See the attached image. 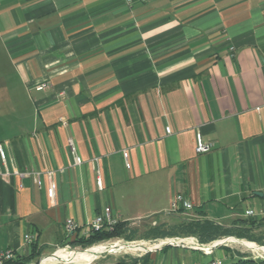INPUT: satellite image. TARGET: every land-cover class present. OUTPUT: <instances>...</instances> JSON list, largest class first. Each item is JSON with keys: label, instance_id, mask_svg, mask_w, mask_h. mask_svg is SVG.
<instances>
[{"label": "crops", "instance_id": "1", "mask_svg": "<svg viewBox=\"0 0 264 264\" xmlns=\"http://www.w3.org/2000/svg\"><path fill=\"white\" fill-rule=\"evenodd\" d=\"M2 97L9 108L0 110V251L27 257L35 247L46 258L86 236L105 209L140 232L264 218V0H0ZM198 131L213 144L208 153L195 152ZM177 195L192 209L172 211ZM69 219L78 226L73 236ZM118 245L54 259L205 264L218 260V248L235 255L227 245L205 254L168 244L115 258L118 249H146Z\"/></svg>", "mask_w": 264, "mask_h": 264}, {"label": "trees", "instance_id": "2", "mask_svg": "<svg viewBox=\"0 0 264 264\" xmlns=\"http://www.w3.org/2000/svg\"><path fill=\"white\" fill-rule=\"evenodd\" d=\"M237 223L238 227L224 228L209 220H186L167 228L162 224L149 226L140 232L137 228L131 227L128 222L118 221L113 226L91 232L88 236H76L61 247L89 248L113 239H123L131 242L135 240L164 239L174 236H193L201 244H208L225 237H233L228 239L236 238L264 246V218L256 221L251 219L239 220ZM40 256L41 251H36L35 247H33L30 255L27 257H17L14 261L3 264H30ZM139 260L138 258L130 257L131 264H138ZM228 264H264V259H254L251 256L243 254H231Z\"/></svg>", "mask_w": 264, "mask_h": 264}, {"label": "built area", "instance_id": "3", "mask_svg": "<svg viewBox=\"0 0 264 264\" xmlns=\"http://www.w3.org/2000/svg\"><path fill=\"white\" fill-rule=\"evenodd\" d=\"M43 88L44 86L41 85L37 89L41 90ZM166 133H170V128H166ZM68 145H69L72 155L74 156V163L77 165L80 164L81 158L78 155H76L72 140L68 141ZM212 147H213L212 143L204 142L201 133L199 131L196 132L195 152L197 154L208 153L212 149ZM122 157L124 160L125 167L129 169L130 162H129V154L127 150L122 151ZM0 159L2 162L5 161V152L1 144H0ZM32 176L34 177L36 181V185L38 187H42L43 180H42L41 173H34V175ZM44 177L47 180V185L45 189L46 196L49 200H54L56 196V183L54 181V172L48 170L44 173ZM97 184H98V187L101 188V181L99 177L97 178ZM178 208H181L183 210H190L192 209V204L189 201H187L182 195H177L171 204V209L172 211H176ZM247 215L253 216L254 212L251 210L247 211ZM117 222L118 221L113 217L111 211L109 209H105L101 214L94 217L91 223H89L86 226L87 227V231L85 232L87 234L86 236H88L91 232L98 231L102 228L111 227ZM65 227H66V231L68 232V235L70 236H73L78 229V226L70 219L65 221ZM24 241L26 244H29L31 242V236L28 234L25 235ZM156 242L157 243L154 242L152 243V245L149 244L148 245L149 247H146V243H143L141 241L128 242L123 239H117L115 244L117 245L119 244L118 246L122 247V249H124L125 247H134V246H141V245L145 246L146 249H152V248H160L168 244H172V245L177 244V245H183V246H187L192 249H195V250L202 251L205 254H210L215 248L224 245L226 240L218 239L216 241L203 245L199 243L197 238L190 236V237H186L183 239H163V240H158ZM63 249H67V248H63ZM57 250H59V248H57ZM16 258H17V254L15 253V251L11 249L0 251V264L6 263L9 261H14ZM195 264H201V263H195ZM208 264H222V262L220 260H215V261H210Z\"/></svg>", "mask_w": 264, "mask_h": 264}, {"label": "rangeland", "instance_id": "4", "mask_svg": "<svg viewBox=\"0 0 264 264\" xmlns=\"http://www.w3.org/2000/svg\"><path fill=\"white\" fill-rule=\"evenodd\" d=\"M7 108H9V99L4 98V97L0 98V110L1 109L5 110ZM116 240L117 239L109 240V241L102 242V243H99V244H96V245H93V246H97V245H101L102 246V245L113 244V243L116 242ZM155 243H157V242H155ZM248 243H250V242H248ZM225 244L227 245L226 247H229L231 249V251H233L235 254L248 255V256H251L254 259H264V246H260L258 244H253L252 247L256 250V253H254V252L249 251L244 246H242L241 244H238V243L226 241ZM250 244H252V243H250ZM148 245L149 244L146 243V247H149ZM151 245H152V243H151ZM93 246H91L89 248H81V247H79V248H71L69 246H64V247H59L60 251H57V248H56L49 254H48L49 251H46L45 254L46 255L48 254L47 255L48 257H46V256H45L46 258L41 257L40 263L42 262V264H58V262H50V261L52 259H54L62 251H64V253H71V254L86 253ZM258 246H260V247H258ZM63 248H67V249H63ZM168 249H171V248L167 247V250ZM104 253H106V252H104ZM104 253H101L100 255H103ZM141 253H144V251L131 252V251H126V250L125 251L124 250H115V251H112L111 255H115V258H116V257L125 256V255L136 256V255H140ZM190 253H192L193 255H198L199 252H190ZM100 255L97 257V259L100 257ZM215 258L220 260L222 262V264H228L229 261H230V258L228 256H224V250H222L221 248L220 249L219 248L216 249ZM111 259H112L111 256L108 257L107 258V262H109ZM64 261H65L64 264H76V263H72L70 261L69 257H66ZM91 261H92V259H91ZM93 261H95V260H93ZM101 262H103V261H101ZM32 264H35V262L32 263ZM79 264H87V263L83 262V263H79ZM205 264H208V263H205Z\"/></svg>", "mask_w": 264, "mask_h": 264}, {"label": "bare ground", "instance_id": "5", "mask_svg": "<svg viewBox=\"0 0 264 264\" xmlns=\"http://www.w3.org/2000/svg\"><path fill=\"white\" fill-rule=\"evenodd\" d=\"M234 242H236V241H234ZM241 242V241H240ZM244 244H246V245H250V246H252L251 244H249V243H246L245 241H242ZM243 246V245H242ZM246 249H248L249 251H251V252H254V253H256V251L255 250H253L251 247H248V246H244ZM114 248H115V246H114ZM57 251H60V249L59 250H57ZM131 251H133L132 249H131ZM88 254H90V252L89 251H87L85 254H82V255H88ZM58 259V258H57ZM57 259H53V260H51L52 262H56V260ZM50 261V262H51Z\"/></svg>", "mask_w": 264, "mask_h": 264}, {"label": "water", "instance_id": "6", "mask_svg": "<svg viewBox=\"0 0 264 264\" xmlns=\"http://www.w3.org/2000/svg\"><path fill=\"white\" fill-rule=\"evenodd\" d=\"M257 196H262V194H260V193H255ZM228 238H233V237H225V238H222V239H228ZM235 239V241H237L238 243L240 242V241H242V240H240V239H236V238H234ZM258 247H260V246H258ZM145 250H147V249H144L143 251H145ZM148 251V250H147ZM35 264H40V259H38L36 262H35Z\"/></svg>", "mask_w": 264, "mask_h": 264}]
</instances>
